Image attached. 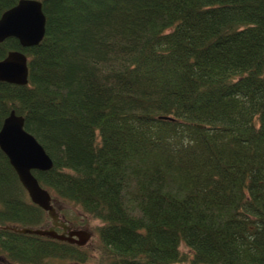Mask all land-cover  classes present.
I'll use <instances>...</instances> for the list:
<instances>
[{"label": "trees", "instance_id": "16d2710c", "mask_svg": "<svg viewBox=\"0 0 264 264\" xmlns=\"http://www.w3.org/2000/svg\"><path fill=\"white\" fill-rule=\"evenodd\" d=\"M41 1L40 44H0L28 59L0 129L22 116L39 185L102 223L100 264H264V0ZM49 221L0 149V260L87 263L13 230Z\"/></svg>", "mask_w": 264, "mask_h": 264}, {"label": "water", "instance_id": "95a60500", "mask_svg": "<svg viewBox=\"0 0 264 264\" xmlns=\"http://www.w3.org/2000/svg\"><path fill=\"white\" fill-rule=\"evenodd\" d=\"M45 22L41 0H20L0 17V44L13 38L18 40L22 48L35 47L44 38ZM0 82L17 86L28 84V59L23 53L10 51L0 60ZM0 149L15 170L31 203L46 212L52 223L47 229L13 230L84 247L91 237L90 233L86 230H69L68 225L60 222L52 196L33 175V171L51 170L53 163L38 141L24 129V118L15 111L10 112L0 129ZM57 228L63 232L59 233Z\"/></svg>", "mask_w": 264, "mask_h": 264}, {"label": "rangeland", "instance_id": "374dc122", "mask_svg": "<svg viewBox=\"0 0 264 264\" xmlns=\"http://www.w3.org/2000/svg\"><path fill=\"white\" fill-rule=\"evenodd\" d=\"M52 196V203L59 214V219L66 225L71 226L73 230H86L90 233V239L83 249L88 253L89 260L85 264H100L99 262V252L101 249V242L98 237L97 229L102 226L99 220L93 219L87 215L79 206H76L70 202H65L58 199L55 195ZM52 226L51 220L44 226L47 229ZM58 232L61 229L58 228ZM182 251L187 250L182 247ZM0 264H7L6 262L0 260ZM46 264H77L67 260H50Z\"/></svg>", "mask_w": 264, "mask_h": 264}, {"label": "flooded vegetation", "instance_id": "af4514ba", "mask_svg": "<svg viewBox=\"0 0 264 264\" xmlns=\"http://www.w3.org/2000/svg\"><path fill=\"white\" fill-rule=\"evenodd\" d=\"M60 222H61L62 224H64L61 220H60ZM60 229H61V228H60ZM69 230H73L71 226H69ZM57 231H58V228H57ZM67 231H68V230H67ZM62 232H63V230L61 229V232H60V233H62Z\"/></svg>", "mask_w": 264, "mask_h": 264}]
</instances>
